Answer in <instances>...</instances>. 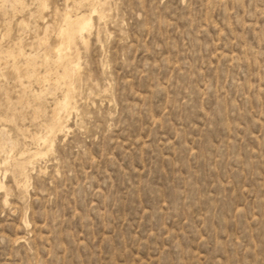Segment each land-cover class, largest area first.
<instances>
[{
	"label": "rangeland",
	"instance_id": "374dc122",
	"mask_svg": "<svg viewBox=\"0 0 264 264\" xmlns=\"http://www.w3.org/2000/svg\"><path fill=\"white\" fill-rule=\"evenodd\" d=\"M0 4V264H264V0ZM96 5L41 141L64 14Z\"/></svg>",
	"mask_w": 264,
	"mask_h": 264
},
{
	"label": "bare ground",
	"instance_id": "6f19581e",
	"mask_svg": "<svg viewBox=\"0 0 264 264\" xmlns=\"http://www.w3.org/2000/svg\"><path fill=\"white\" fill-rule=\"evenodd\" d=\"M20 1V0H19ZM22 1V0H21ZM42 1V0H41ZM43 1H45V0H43ZM68 1V0H67ZM76 1H78L79 2V0H76ZM96 1H98V0H96ZM12 2H14V1H12ZM17 2H18V0H17ZM31 2V1H30ZM93 2V1H92ZM92 2H89V3H92ZM95 2V1H94ZM100 2H102V1H100ZM15 3H16V1H15ZM22 2H20L19 4H21ZM74 3V2H73ZM98 5L100 4V3H98V2H96ZM96 3H92V4H96ZM4 4V3H3ZM1 5V4H0ZM16 5H18V4H16ZM41 5V4H40ZM48 5V4H47ZM98 5H96L95 7L94 6H91V7H89V13H85L84 12V14H81V13H78L77 15H76V13L74 12V16H72V15H70L69 14V12H66L65 14H64V17H63V26L59 29V32H58V36H57V41H58V43H55V44H52V45H54V46H52V50L54 51V55L56 56L55 58H57V60H56V62L57 63H59L60 64V66L62 67V74H59V73H57V77H56V79H54V80H56V82L57 83H59L60 81H63V80H65V79H69V82H68V93H66L65 92V94H64V97H63V99H61V100H59L57 103H56V105H55V107L52 109V111H51V116H50V119H49V121H50V123L48 122V124H46L47 125V127H46V132H44L45 134L42 136L41 135V137H39L40 139H41V141L43 140V141H47V139H48V137L50 136V135H54V133H55V131H59V132H65V131H68V126L67 125H65L63 122H62V116H64L63 115V113L65 114L66 112H68L69 111V108H70V105H71V94H70V92L71 91H73L72 92V94L74 93V90H75V81H77V77H79V62L77 61V59L76 58H74V52H72L73 50H76L77 49V44L78 43H82L84 46H87L88 45V42H89V37H90V35L92 34V29H93V17L94 16H99L100 18H103L102 16V12H101V8L98 10V8H96ZM75 6V5H74ZM78 6V5H77ZM90 6V5H89ZM48 7V6H47ZM15 8V7H14ZM22 8V7H21ZM85 8H88V7H85ZM20 10V9H19ZM19 10H17V11H19ZM76 10H77V8H76ZM75 10V11H76ZM87 10V9H86ZM108 10V9H107ZM46 11V10H45ZM70 11V10H69ZM105 12V11H104ZM104 14V13H103ZM102 15V16H101ZM109 17V16H108ZM99 18V19H100ZM38 21V20H37ZM23 22H21V24H22ZM18 25V24H17ZM20 25V24H19ZM23 25H24V23H23ZM8 26V25H7ZM100 30V29H99ZM2 35V34H1ZM4 35V34H3ZM18 35V34H17ZM4 37H5V35H4ZM98 38H99V36H98ZM98 40V39H97ZM35 41V40H34ZM10 42V41H9ZM17 42V41H16ZM15 42V43H16ZM14 43V42H13ZM52 43V42H51ZM19 44V43H18ZM14 45V44H13ZM20 45V44H19ZM43 45H44V43H43ZM29 46V45H28ZM47 46V45H46ZM44 48H46L45 46H43ZM42 49V48H41ZM10 50H12V49H10ZM44 50H46V49H44ZM23 51V50H22ZM32 51V50H31ZM48 51H50V50H48ZM43 52V51H42ZM47 52V51H46ZM49 53V52H48ZM51 53H52V51H51ZM75 53H78V52H75ZM10 54V53H9ZM53 54V53H52ZM6 55V54H5ZM17 55V54H16ZM8 56V55H7ZM31 56V55H30ZM34 56V55H33ZM46 56V55H45ZM48 56V55H47ZM4 57V56H3ZM13 57V56H12ZM34 57H36V56H34ZM43 57V56H42ZM69 59H68V58ZM5 58V57H4ZM32 58V57H31ZM55 58H54V60H55ZM30 59V58H29ZM49 59V58H48ZM79 59V58H78ZM13 60V59H12ZM33 60V59H32ZM42 60H44V59H42ZM28 61V60H27ZM51 61H53L52 59H51ZM44 62V61H43ZM2 63V62H1ZM4 63V62H3ZM25 64H26V62H25ZM32 64H33V62H32ZM58 64V65H59ZM40 65V64H39ZM45 65V64H44ZM49 65V64H48ZM27 66V65H26ZM1 68V67H0ZM37 68H38V66H37ZM11 69V67L9 68V70ZM19 69L21 70V68L19 67ZM23 69V68H22ZM52 69V68H51ZM45 70V69H44ZM49 70V69H48ZM56 70V69H55ZM39 71V70H38ZM1 73V72H0ZM36 73V72H35ZM5 74V73H4ZM11 75V74H10ZM15 75V74H14ZM41 75V74H40ZM39 75V82L40 83H47V79H46V76H40ZM38 75H36V77H37ZM55 77V76H54ZM16 78V77H15ZM50 78V77H49ZM17 82V81H16ZM39 82L38 83H36V84H38L39 85ZM49 82H52V80H50L49 79ZM48 82V83H49ZM55 82V81H54ZM55 82V83H56ZM57 83H56V85H57ZM55 85V86H56ZM48 86V85H47ZM50 86V85H49ZM67 86V85H66ZM42 87H44V86H42ZM45 88H46V86H45ZM49 88V87H48ZM48 88H46V89H48ZM42 89V88H41ZM44 90V91H47V90ZM49 89H53V88H49ZM50 91V90H49ZM43 92V91H42ZM77 92V91H76ZM75 92V93H76ZM104 92V91H103ZM42 94V93H41ZM50 94V93H49ZM35 95V94H34ZM39 95V94H38ZM73 95H76V94H73ZM36 96V95H35ZM76 97V96H75ZM73 98H74V96H73ZM74 100V99H73ZM75 102H77V101H75ZM74 102V103H75ZM73 103V104H74ZM54 105V104H53ZM75 105H76V103H75ZM72 109V108H71ZM75 110V109H74ZM76 111V110H75ZM71 112V111H70ZM74 112V111H73ZM48 118V117H47ZM65 121V120H64ZM67 124V123H66ZM41 125V124H40ZM43 125V124H42ZM45 125V126H46ZM42 129H43V127H42ZM41 129V130H42ZM1 130H3L4 131V129H1ZM45 130H43V131H45ZM2 132V131H1ZM41 133V132H40ZM58 133V132H57ZM42 134V133H41ZM61 134H63V133H61ZM21 135H23V134H21ZM25 135V134H24ZM23 135V136H24ZM34 135V134H33ZM39 135V134H38ZM59 135V134H58ZM29 136V135H28ZM55 136H56V134H55ZM30 137V136H29ZM9 138V137H8ZM34 138H35V135H34ZM39 138H35V140L37 139V142H38V139ZM25 139V138H24ZM55 139V138H54ZM32 140V139H31ZM3 141V140H2ZM26 141H27V138H26ZM34 141V140H33ZM40 141V140H39ZM5 142V141H4ZM25 143V145H26V142H24ZM53 143V142H52ZM0 144H1V142H0ZM9 144V143H8ZM15 144H16V142H15ZM38 144V143H37ZM50 144V143H49ZM48 144V145H49ZM2 146V145H1ZM7 146V145H6ZM27 146V145H26ZM4 146H2V148H3ZM10 148V147H9ZM23 148H25V147H23ZM52 148H53V144L51 145V148L49 149V151H51L52 150ZM40 149V148H39ZM47 149H48V147H47ZM33 151V150H32ZM37 151V150H36ZM36 151H34V152H36ZM42 151V150H41ZM10 152V151H9ZM23 152V151H22ZM29 152V151H28ZM31 152V151H30ZM25 153H27L26 151H24L23 153H22V155H24ZM46 153H48V152H46ZM45 153V154H46ZM28 154V153H27ZM40 153L38 152V153H34V155L33 156H37V155H39ZM43 154V153H42ZM21 155V156H22ZM46 155H48V154H46ZM45 155V156H46ZM39 156H41V155H39ZM24 157V156H23ZM38 157V156H37ZM20 158V157H19ZM8 159V158H7ZM6 159V160H7ZM38 159H39V157H38ZM5 160V161H6ZM13 161V160H12ZM28 161H30V160H28ZM27 161V162H28ZM8 162V161H7ZM16 162H18V161H16ZM29 163H31V162H29ZM14 164H15V162H14ZM14 164H13V166H14ZM18 164H21V163H18ZM27 165V164H26ZM19 166V165H18ZM33 166V165H32ZM16 167H17V165H16ZM29 167H30V165H29ZM18 168H20V167H18ZM17 168V169H18ZM22 168V167H21ZM27 168H28V166H27ZM13 169V168H12ZM12 169H10V170H12ZM28 170V169H27ZM26 170V171H27ZM14 171V170H13ZM20 171H23V170H20ZM25 171V170H24ZM15 172V171H14ZM13 172V173H14ZM18 172V171H17ZM16 172V173H17ZM19 173V172H18ZM17 173V174H18ZM21 174H23L22 172H20ZM27 174H28V172H27ZM5 175V174H4ZM18 178H19V176H17ZM24 177V176H23ZM3 178H4V176H3ZM22 178V177H21ZM1 179V178H0ZM16 179V178H15ZM25 179H27V178H25ZM24 179V180H25ZM29 180V179H28ZM27 180V181H28ZM21 181V180H20ZM27 181H25V182H27ZM16 182H17V180H16ZM24 182V181H23ZM21 184V183H20ZM23 184V183H22ZM21 184V185H22ZM28 184V183H27ZM16 185V184H15ZM21 185H19V186H21ZM24 186V185H23ZM27 186V185H26ZM16 187V186H15ZM0 188L2 189V188H4V184L2 183V180L0 181ZM26 188H28V187H26ZM5 189V188H4ZM16 189H20L19 187L18 188H16ZM22 189V188H21ZM3 190V189H2ZM25 190V189H24ZM19 191V190H18ZM23 192V191H22ZM26 192V191H25ZM7 199V198H6ZM6 201V200H5ZM26 225H28V223H27V221H26V223H25ZM25 224H23V225H25Z\"/></svg>",
	"mask_w": 264,
	"mask_h": 264
}]
</instances>
